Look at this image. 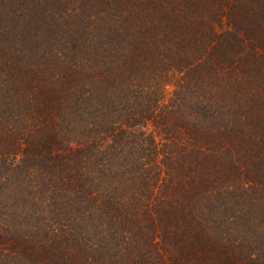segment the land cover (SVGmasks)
<instances>
[{
    "label": "trees",
    "instance_id": "1",
    "mask_svg": "<svg viewBox=\"0 0 264 264\" xmlns=\"http://www.w3.org/2000/svg\"><path fill=\"white\" fill-rule=\"evenodd\" d=\"M0 264H264V0H0Z\"/></svg>",
    "mask_w": 264,
    "mask_h": 264
}]
</instances>
